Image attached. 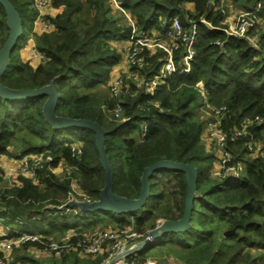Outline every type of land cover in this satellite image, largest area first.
<instances>
[{"label": "trees", "instance_id": "trees-1", "mask_svg": "<svg viewBox=\"0 0 264 264\" xmlns=\"http://www.w3.org/2000/svg\"><path fill=\"white\" fill-rule=\"evenodd\" d=\"M9 1L20 15L22 32L10 50L9 63L0 81L10 88L29 89L54 78L59 94L55 113L91 119L105 131L104 146L115 193L137 197L144 167L161 159L189 163L196 168L197 197L192 203L191 225L181 232L162 234L153 243L157 245L154 255L162 258L166 250L185 264H264V58L249 37L224 31V14L211 5V1L220 0H48L44 12L47 7L51 11L45 13L36 9L33 0ZM260 1L231 0L242 11L253 9ZM186 2L193 3L192 11L185 8ZM175 15L184 26L190 25L188 19L195 20L196 56L189 71L166 75L153 95L130 82L120 101L121 118L111 119L106 112L113 106L107 84L113 66L122 57L116 43L128 39L132 24L139 30H162L163 23ZM40 17L47 22L46 26L39 21ZM5 18L0 4V46L9 32ZM258 18L256 25L264 24V3L259 7ZM30 19L34 25L31 37H27L25 23ZM30 38L33 50L43 57H22L20 46L27 42L22 51L27 49ZM260 38L264 45V35ZM161 54L159 50L149 54L142 75L157 71ZM182 54L183 48L174 53V58L178 60ZM197 81L204 84L206 101L195 88ZM45 98L0 97V155L21 158L41 152L52 156L49 163L37 169L35 179L18 175L15 183L0 185V219L6 228L39 233L44 238H57L70 228L87 232L82 228L93 227H131L144 234L155 226L147 225L152 218L175 220L182 216L187 190L185 174L165 168L150 174L149 196L139 208L138 217L134 211L116 215L99 210L73 211L71 207L49 208L69 198L97 199L104 173L93 132L79 128L83 132L77 134L73 128H52L42 114ZM206 104L226 106L224 130L239 125L245 118H260L247 127L241 138L226 146L231 161L243 164L239 177L214 175L210 163H205V154L210 150L203 132L206 122L212 119L201 112ZM249 139L261 143L262 155H250L246 146ZM73 142H81L78 156L71 153ZM62 164L70 170L58 176L52 168ZM72 180L78 192L72 190ZM23 246L39 245L30 242ZM149 246L128 259L144 262ZM252 250L261 252L254 254ZM106 256L102 253L84 257L70 251L38 259L27 253H13L12 261L103 264Z\"/></svg>", "mask_w": 264, "mask_h": 264}, {"label": "built area", "instance_id": "built-area-1", "mask_svg": "<svg viewBox=\"0 0 264 264\" xmlns=\"http://www.w3.org/2000/svg\"><path fill=\"white\" fill-rule=\"evenodd\" d=\"M34 6L39 12L44 13L43 9L48 4V0H33ZM264 0L251 10L240 11L233 20L224 25V31L227 34L235 36H247L251 40L254 47L260 50L261 56L264 58V45L256 42V34H252L256 23L259 21L258 10ZM214 9L220 10L225 14L226 10L220 0L218 3L211 1ZM118 6V5H117ZM39 21L46 26L47 22L40 17ZM131 21V20H130ZM202 22L207 23L204 19ZM190 25L184 26L178 15L169 19L168 23H163V29L157 30H139L132 24L131 34L125 39L126 61L129 66L127 75L119 74L111 78L107 85L109 97L113 101V106L106 110L111 119H120L123 107L120 104L122 96L128 92L130 82L135 83V87L141 88L146 94L153 95L156 88L166 75L173 72H187L190 69L191 61L196 56L194 42L196 37L195 20L188 19ZM223 23V21H222ZM255 38V39H254ZM254 39V40H253ZM124 41V40H123ZM122 41V42H123ZM124 42V43H125ZM214 43H218L215 41ZM183 48L182 56L176 60L174 53ZM155 50L162 52L160 65L157 71L150 76L141 74V71L148 66V56ZM36 55L43 57L38 52ZM195 88L203 95L204 100L207 94L204 84L201 81L195 83ZM204 110L208 111L209 119L204 128L203 136H207L209 142L207 146L212 145L215 148V156L220 161L221 171L214 172V175L228 176L231 178L239 177L243 171L241 162L233 163L231 161V153L226 149L229 142H234L246 133L247 127L252 122H259V116L253 118H245L239 125L230 126L228 130L222 127V118L226 115V106L220 105L210 107L205 105ZM207 118V117H206ZM81 142H73L70 144V150L73 156L81 154ZM250 155H262L263 150L259 141L249 139L246 143ZM52 156L49 154L34 152L25 154L21 158H17V174L23 177L35 179L36 171L45 163H49ZM54 168H52L53 171ZM54 172V171H53ZM17 175V176H18ZM70 199V198H69ZM82 200L90 201L88 198ZM150 231V230H149ZM146 233H138L131 228H103L99 231L87 234L77 231L73 228L68 229L57 238H44L39 233H28L19 231L15 228H3L0 226V264H19L12 261V250L20 247L25 243H37L39 246L36 250L45 255L60 256L66 252H77L80 256L94 257L96 255L106 253L107 256L103 264L109 261L115 255L123 252L139 240L149 239L150 242L155 240ZM112 264H157L153 259H147L146 262L136 261L134 259L119 258Z\"/></svg>", "mask_w": 264, "mask_h": 264}, {"label": "water", "instance_id": "water-1", "mask_svg": "<svg viewBox=\"0 0 264 264\" xmlns=\"http://www.w3.org/2000/svg\"><path fill=\"white\" fill-rule=\"evenodd\" d=\"M5 12V24L9 30L8 35L0 46V77L9 63L10 50L13 48L17 37L22 32V23L18 11L9 0H0ZM39 95H45L46 98L42 104V114L45 121L54 129H71L83 128L88 129L94 134L95 148L98 153L99 163L104 173L103 186L99 189L97 199L86 201L75 198H70L63 204L54 206L49 205V208L63 210L71 207L81 212H94V211H109L115 214L126 212H133L142 207L147 197L149 196V176L150 174L159 169H173L182 171L185 174L187 184L186 195L184 199V207L182 216L175 220L164 219L156 223V225L149 231L151 238L156 240L166 232H181L190 227L191 209L193 199L197 197L196 181L197 170L189 164L179 161H172L161 159L153 162L144 167L140 175V189L138 196L135 198L119 195L113 191L112 187V167L108 160L104 146V133L105 131L99 124L91 119L86 118H73L68 116H60L55 113V106L58 99V92L54 86V78L48 83L29 89L10 88L0 81V97L8 100H24ZM226 232L225 235L231 233ZM150 242L149 239H142L134 243L132 246L125 249L123 252L112 257L104 264H112L119 258H127L147 246Z\"/></svg>", "mask_w": 264, "mask_h": 264}, {"label": "rangeland", "instance_id": "rangeland-1", "mask_svg": "<svg viewBox=\"0 0 264 264\" xmlns=\"http://www.w3.org/2000/svg\"><path fill=\"white\" fill-rule=\"evenodd\" d=\"M231 1V0H230ZM229 1V3H231L229 6H227L226 5V1H224V3H223V5H224V7H225V10H226V13H227V15L229 14V10L230 9H233V8H235L236 9V7H238V4L237 3H235V4H233L232 2H230ZM231 6H232V8H231ZM46 7V6H45ZM44 7V8H45ZM229 7V8H228ZM45 13V12H44ZM238 13H236L234 16L232 15L231 16V18H230V22L233 20V18L237 15ZM126 17H127V19L130 21V17H129V15L128 14H126ZM128 21V22H129ZM224 23V22H223ZM34 25V23H33V20H28V21H26V23H25V30H26V36L27 37H31V35H32V26ZM37 25V24H36ZM224 25H227L226 23H224ZM37 26H39V25H37ZM260 28V25H256V27H255V29H254V31L252 32V34H258L259 32V29ZM4 32H6L5 30H4ZM31 40H30V43L28 44V47H27V49H24L23 51H22V48L27 44V42L25 43H23L20 47V51H21V55H22V57L25 59L26 57L27 58H31V53L34 51L33 50V38H30ZM26 40H28V39H26ZM125 41V40H124ZM114 77V76H113ZM111 80V79H110ZM109 83V82H108ZM108 85V84H107ZM207 95V94H206ZM205 98H206V96H205ZM206 101V100H205ZM207 105V104H206ZM210 106V105H209ZM220 106V105H219ZM210 107H217V106H210ZM202 113H203V115H204V117H211V116H208L209 114H208V111L207 110H202L201 111ZM75 131H76V133L77 134H81L82 132H83V130H79V128H73ZM68 130H71V129H68ZM67 134L69 135V136H73L71 133H68L67 132ZM243 136V135H242ZM241 136V137H242ZM240 137V138H241ZM205 143H207V142H209L210 140H208V138H207V136L205 135ZM203 140H204V136H203ZM213 145V144H212ZM212 145H209V146H207L206 145V147L207 148H209V150H210V153L209 152H206V154H205V163H210V165H211V171H212V173H214V172H219V171H221V166H220V161H219V159H217L216 158V156H213V154L215 153V148L212 146ZM2 158V159H1ZM10 158H13V157H11V156H8V155H4V154H2V156H0V164L3 162V160L4 159H6V160H8V159H10ZM211 161H213V162H211ZM213 163V164H212ZM3 170V169H2ZM69 168L66 166L65 167V165L64 164H62V165H60V166H58V167H56V168H54L53 169V171L58 175V176H63L64 174H68V172H69ZM4 173V172H3ZM8 175V176H7ZM6 176H4V174H3V179L0 181V185L2 186V185H11L12 183H15V181H13V179L15 178H17V170H16V176L15 177H13L11 174H7ZM71 184H72V190H74V191H76V192H78V187H76V185H75V181L74 180H72V182H71ZM163 203V201L161 202V204ZM149 205V204H148ZM73 211H76L75 209L73 210ZM139 209L138 210H135L134 211V213L133 212H131V213H133L136 217H138L139 216ZM156 212V211H155ZM115 214V213H114ZM122 214H127V213H122ZM116 215H118V214H116ZM165 218H160V217H158V218H152L151 220H149V221H147V225L149 226L151 223H154V225H156V223L157 222H159V221H162V220H164ZM0 226H2L3 228H5V225L3 224V220H1L0 219ZM15 229H17L18 230V228H16V227H14ZM95 228V229H94ZM105 228H107V227H105ZM110 228H112V227H110ZM122 228H126V227H122ZM127 228H131V227H127ZM82 229H84V230H86L87 232H85V233H87V234H90V233H93V232H96V231H99V230H101V229H103V228H99V227H93V228H82ZM113 229H115V228H113ZM66 232V231H65ZM52 235H54L55 236V233L54 234H52ZM60 236V235H59ZM58 236V237H59ZM48 238H52V236H48ZM160 238V237H159ZM159 238H157V239H159ZM156 241V240H155ZM154 241V242H155ZM154 242H152V243H149L147 246H149V250H148V252H149V256L145 259V260H147V259H153L154 261H156V263L157 264H176V261L178 260L174 255H172L171 253H167V251L166 250H164V256H166V258L163 256L162 258H159V257H157L156 255H154V254H156V252H154V249L156 248V246L153 244ZM159 247V246H158ZM37 249V247H33V248H30V247H26V246H20V247H15V248H13V250H12V252H11V254H13V253H16V254H24V253H27V254H31V255H33V256H35L36 258H38V259H42V258H46V257H48V256H50V255H45V254H42V252L41 251H39V250H36ZM163 249H164V247H163ZM252 252L254 253V254H258V253H260L261 251H259V250H252ZM162 259H164L165 260V262H162ZM144 260V261H145Z\"/></svg>", "mask_w": 264, "mask_h": 264}, {"label": "crops", "instance_id": "crops-1", "mask_svg": "<svg viewBox=\"0 0 264 264\" xmlns=\"http://www.w3.org/2000/svg\"><path fill=\"white\" fill-rule=\"evenodd\" d=\"M223 1H226V5L227 6H229L231 4V3H229L230 0H223ZM114 4L117 6V3H114ZM185 8L188 11H192L193 10V3L192 2H186L185 3ZM231 8H232V6H231ZM48 11H51L49 7H47V9L45 10V12H48ZM240 11H242V9H240L239 7H236V9L235 8L230 9L228 15L225 12L223 22L226 23V24H229L230 23L231 16L232 15L234 16L236 13H239ZM43 12H44V9H43ZM259 29H260L258 31L259 33L256 34L257 37H255V38H256V42L261 43V38L260 37L264 35V24H261ZM124 42L125 41H123V42H117L116 43L117 44V49L120 50L122 57L117 62V64H115L113 66V68H112V70L110 72V79L113 76H116V75H119V74L120 75L123 74V75L126 76L127 73H128V71H129V66H128L127 61H126V54H125V44H126V42L125 43ZM30 56L32 58H34V59H37L38 58V56L36 55L35 50L31 53ZM0 156H2V155H0ZM213 156H215V153L213 154ZM211 162H213V161H211ZM17 166H18L17 158H10L8 160L4 159L3 162L0 164V168L3 169L2 171L4 172L3 173L4 176H6L7 174H11L13 177H15L16 176L15 174H16ZM16 179L14 178L13 181H16ZM146 261L147 260H145L144 262H146ZM176 264H185V263L183 261H181V260L178 259L176 261Z\"/></svg>", "mask_w": 264, "mask_h": 264}, {"label": "bare ground", "instance_id": "bare-ground-1", "mask_svg": "<svg viewBox=\"0 0 264 264\" xmlns=\"http://www.w3.org/2000/svg\"><path fill=\"white\" fill-rule=\"evenodd\" d=\"M157 240V239H156Z\"/></svg>", "mask_w": 264, "mask_h": 264}]
</instances>
